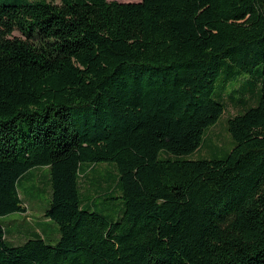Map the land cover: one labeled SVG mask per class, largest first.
Instances as JSON below:
<instances>
[{"label": "trees", "instance_id": "16d2710c", "mask_svg": "<svg viewBox=\"0 0 264 264\" xmlns=\"http://www.w3.org/2000/svg\"><path fill=\"white\" fill-rule=\"evenodd\" d=\"M226 99L234 147L184 159ZM99 163L118 219L82 207ZM39 167L49 207L0 222V264H264V0H0V218Z\"/></svg>", "mask_w": 264, "mask_h": 264}, {"label": "rangeland", "instance_id": "374dc122", "mask_svg": "<svg viewBox=\"0 0 264 264\" xmlns=\"http://www.w3.org/2000/svg\"><path fill=\"white\" fill-rule=\"evenodd\" d=\"M48 2L59 3V0H46ZM118 1L121 3L139 2L141 0H109ZM16 35H18L16 33ZM260 85L256 84V80L250 76H241L238 79L229 82V86L225 92L228 97H233L236 100L246 101L247 96L250 94V90H258ZM216 90H220L217 87ZM227 112L222 115L218 122L208 130L209 140L207 148L202 147L200 151H196L188 156H184V159H202V158H222L227 152L234 147V142L227 131L228 116H234L241 111L240 107H235L228 99ZM257 105L251 104L250 107ZM115 165L107 163H99L96 167L90 171V178L85 177L84 189L88 191L86 197H83L82 207L90 211H97L108 218L118 219L121 215L124 204L121 199L120 191L115 190ZM28 175L23 184L19 185V192L22 199L27 203L30 213L25 214H13L6 218H0V222L8 223L11 220H27V217L31 220H35L48 209L51 194H50V169L49 167H39L32 170L31 176ZM39 176V179H38ZM38 180L39 183L38 184ZM114 191V193H113ZM110 196L113 199H108ZM31 220H28L29 222ZM54 224L57 226L54 222ZM42 227V226H40ZM51 230V228H48Z\"/></svg>", "mask_w": 264, "mask_h": 264}, {"label": "crops", "instance_id": "0c3cea01", "mask_svg": "<svg viewBox=\"0 0 264 264\" xmlns=\"http://www.w3.org/2000/svg\"><path fill=\"white\" fill-rule=\"evenodd\" d=\"M29 213H26L25 215H28ZM27 217V220H22L23 222H26V226L25 227H20L19 229H17V230H15V231H10L9 233H11V239L12 240H21V239H23V238H26L27 237V235H28V233H29V231H30V227H29V225H28V220H31L30 218H28V216H26ZM37 221V219H35V220H31L30 222H36Z\"/></svg>", "mask_w": 264, "mask_h": 264}]
</instances>
